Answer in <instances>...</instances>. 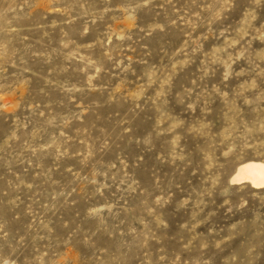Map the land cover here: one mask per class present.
Listing matches in <instances>:
<instances>
[{
	"label": "rangeland",
	"instance_id": "374dc122",
	"mask_svg": "<svg viewBox=\"0 0 264 264\" xmlns=\"http://www.w3.org/2000/svg\"><path fill=\"white\" fill-rule=\"evenodd\" d=\"M264 0H0V264H264Z\"/></svg>",
	"mask_w": 264,
	"mask_h": 264
},
{
	"label": "bare ground",
	"instance_id": "6f19581e",
	"mask_svg": "<svg viewBox=\"0 0 264 264\" xmlns=\"http://www.w3.org/2000/svg\"><path fill=\"white\" fill-rule=\"evenodd\" d=\"M232 183L251 184L253 188L260 189L264 187V163L249 162L238 167L232 177Z\"/></svg>",
	"mask_w": 264,
	"mask_h": 264
}]
</instances>
